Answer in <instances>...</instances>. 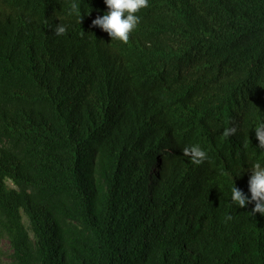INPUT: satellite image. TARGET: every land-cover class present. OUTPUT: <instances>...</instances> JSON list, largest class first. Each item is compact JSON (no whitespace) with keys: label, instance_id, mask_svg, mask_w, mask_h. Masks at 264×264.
Masks as SVG:
<instances>
[{"label":"trees","instance_id":"obj_1","mask_svg":"<svg viewBox=\"0 0 264 264\" xmlns=\"http://www.w3.org/2000/svg\"><path fill=\"white\" fill-rule=\"evenodd\" d=\"M149 5L124 43L104 0H0V264H264V0Z\"/></svg>","mask_w":264,"mask_h":264},{"label":"clouds","instance_id":"obj_2","mask_svg":"<svg viewBox=\"0 0 264 264\" xmlns=\"http://www.w3.org/2000/svg\"><path fill=\"white\" fill-rule=\"evenodd\" d=\"M108 11L103 16H97L92 21V26H99L108 35L121 42L127 43L130 33L140 23V17L137 13L149 7V0H104ZM69 14H76L79 22L82 21V16L79 11V5L72 3ZM66 26L58 24L54 28V33L57 36L66 34ZM237 129L235 127L224 130V136L235 135ZM256 138L259 141V148L264 149V122L259 123L255 127ZM183 155L188 156L191 162L195 165L202 164L208 159V154L199 145H192L183 148ZM251 197L249 198L242 190L234 185L231 188V202L241 208L247 204L254 203L251 211L252 216L260 213L264 216V166L256 162L251 168V177L248 181ZM228 216L227 219H231Z\"/></svg>","mask_w":264,"mask_h":264},{"label":"rangeland","instance_id":"obj_3","mask_svg":"<svg viewBox=\"0 0 264 264\" xmlns=\"http://www.w3.org/2000/svg\"><path fill=\"white\" fill-rule=\"evenodd\" d=\"M2 245H3V248H4V249L9 250V246H8V243H7L6 241H4V242L2 243Z\"/></svg>","mask_w":264,"mask_h":264}]
</instances>
